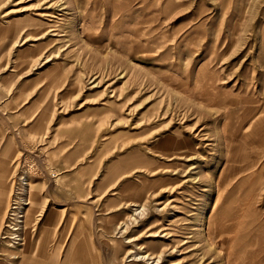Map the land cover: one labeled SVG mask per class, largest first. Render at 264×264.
I'll use <instances>...</instances> for the list:
<instances>
[{
	"label": "rangeland",
	"instance_id": "rangeland-1",
	"mask_svg": "<svg viewBox=\"0 0 264 264\" xmlns=\"http://www.w3.org/2000/svg\"><path fill=\"white\" fill-rule=\"evenodd\" d=\"M263 122L264 0H0V264L24 172L73 264H264Z\"/></svg>",
	"mask_w": 264,
	"mask_h": 264
},
{
	"label": "crops",
	"instance_id": "crops-1",
	"mask_svg": "<svg viewBox=\"0 0 264 264\" xmlns=\"http://www.w3.org/2000/svg\"><path fill=\"white\" fill-rule=\"evenodd\" d=\"M49 108H46L43 110V112H41L39 114V116L37 117L36 122H34V124L31 126V128H28L27 131L28 133L31 135H33V137H27L28 141H32L35 140L37 141V139L45 137L46 133L49 131V126H50V121L47 118V115L49 113ZM47 145V144H46ZM17 148H19L20 146L17 144L16 146ZM13 151V153H12ZM5 152V153H4ZM3 155L7 154L9 155V151L8 150H4ZM14 148L11 149V154H14ZM29 153V151H28ZM22 154L26 155L27 154V150H25ZM42 155L39 156V160L41 159ZM3 169V168H2ZM4 171V169L2 170ZM44 173V170L41 171V173ZM261 173V172H260ZM32 186V185H31ZM7 190V186H5L4 184L0 183V199L3 197L5 190ZM32 192L34 193V189H31V193H30V197H31V204L28 211L30 210V222H29V226H26V221H27V214H26V221H25V228H24V243L22 248L25 246V239L28 240V247L26 249H21L17 252V254L19 255V260L17 261V264H53V261L56 262L57 264H73L74 263V255L72 253H70V251H68L66 254H63L61 256V258H59L58 253H52L49 250L50 245H52L55 242V230H49L46 229L45 227H42L41 230L39 231V239L35 242H33L32 240V229H33V222L35 220V213L34 210L36 209V202H35V194L33 196V201H32ZM33 202V203H32ZM0 214H1V208H0ZM251 224V225H250ZM248 226L245 230V236H247L248 239V244H247V249L250 253H261L264 252V249L258 247L257 249L252 248V246L255 245V239L256 236L257 237H261L264 235V227L260 228L259 225L256 222V218L255 220H249L247 223H245V226ZM255 227H259L258 229H256ZM30 230V233L27 235L28 229ZM32 228V229H31ZM26 229V230H25ZM256 235V236H255ZM62 236V234H61ZM60 238V237H59ZM257 240V238H256ZM59 243V242H57ZM38 244V245H37ZM24 250V257L23 259H21V255L22 252ZM36 250V252H35ZM7 250H5L4 252H6ZM30 251V252H29ZM9 252V251H7ZM11 253V252H10ZM69 253V255H68ZM86 256L85 255H81V259L83 260ZM21 261V262H19ZM81 260H78L77 262H80ZM44 262V263H43Z\"/></svg>",
	"mask_w": 264,
	"mask_h": 264
},
{
	"label": "bare ground",
	"instance_id": "bare-ground-1",
	"mask_svg": "<svg viewBox=\"0 0 264 264\" xmlns=\"http://www.w3.org/2000/svg\"><path fill=\"white\" fill-rule=\"evenodd\" d=\"M260 123V122H258ZM264 123V122H263ZM257 124V123H256ZM255 124V125H256ZM258 133V142L260 144H264V138L262 137V140L261 138L259 137V135H261L262 131L259 130L258 128H255ZM260 140V141H259ZM246 141H247V138H246ZM248 141H250V139L248 138ZM255 146V145H254ZM246 151V149H245ZM39 156V155H38ZM38 160H39V157H37ZM24 162H26V158H24L23 160ZM19 182H20V187L19 189L17 190V200L15 202V212H14V222L13 224L10 223V225H7L2 234H1V240H4L3 242H7V246H8V249L7 251L9 252H12V253H17L23 246V243H24V228H25V221H26V214H27V211L30 207V204H31V200H30V188H31V183H30V177H29V174L27 172H24V175H21V177L19 178ZM143 207V206H142ZM139 208V207H138ZM144 213V212H143ZM134 214V213H133ZM139 213V210L136 209L135 210V214L134 216H137ZM30 210L28 211V214H27V221H26V226H29V222H30ZM135 218V217H134ZM137 220V219H136ZM7 228V229H6ZM32 229V228H31ZM10 230V231H9ZM26 230V229H25ZM28 232H27V235L30 233V230L29 228L27 229ZM246 230V229H245ZM96 231V230H95ZM4 234V235H3ZM248 237L245 236V245L246 243L248 242ZM26 241V240H25ZM98 242V241H97ZM246 247V246H245ZM24 248V247H23ZM22 248V249H23ZM21 249V251H22ZM30 252V251H29ZM105 252V251H104ZM245 252L247 253L248 250H245ZM93 253V252H92ZM108 254V253H107ZM131 254V253H130ZM138 255V254H137ZM133 257V256H132ZM151 256L150 255H145L143 257H140L138 259L140 260H150ZM11 260H19V256L18 254L17 255H14L11 257ZM3 261V260H2ZM85 260L81 261L82 263L84 262ZM88 261V259H87ZM9 262V261H8ZM21 262V261H20ZM44 263V262H43ZM81 263V264H82ZM104 263V262H103ZM46 264V263H45ZM84 264V263H83Z\"/></svg>",
	"mask_w": 264,
	"mask_h": 264
}]
</instances>
